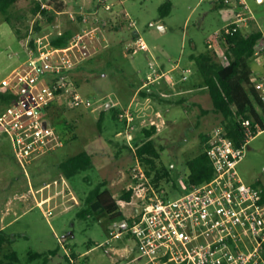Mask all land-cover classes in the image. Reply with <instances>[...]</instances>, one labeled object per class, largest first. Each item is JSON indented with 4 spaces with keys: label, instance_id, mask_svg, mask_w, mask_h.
<instances>
[{
    "label": "rangeland",
    "instance_id": "rangeland-1",
    "mask_svg": "<svg viewBox=\"0 0 264 264\" xmlns=\"http://www.w3.org/2000/svg\"><path fill=\"white\" fill-rule=\"evenodd\" d=\"M40 1L49 9L48 14L34 13L35 0H19L11 7L10 17L18 31L0 10V81L29 56L27 45L32 37H51L68 27L77 32L79 25L72 19L73 14L93 12L103 18H119L126 24L114 31L106 28L107 41H102L101 57L86 63L80 73L76 83L94 103L89 108L70 107L65 112L62 124L73 118L77 122L72 131L62 129V146L24 167L10 137L0 127V229L5 228L12 237L3 251L16 250L21 264H43L44 257L31 259L29 251L49 252L56 248L48 264H113L125 255L131 256L132 248L139 254L137 242L126 234L113 238L110 231L114 223L124 218L111 217L97 199L90 203L89 215L83 216L88 209L86 197L100 182L117 199L133 187V202H139L137 191L141 190H146L148 196L170 199L188 191V160L199 153L201 134H210L222 126V116L213 111L209 92L202 86L203 74L190 55L207 51L208 38L231 20L232 14L219 6V0H170L171 11L164 17L160 6L168 0H108L113 4L111 11L100 0ZM246 1L253 19L243 30H264V0ZM135 31H139L149 50L135 44ZM216 47L219 53L224 50L223 45ZM259 56L254 61L258 71V59H262ZM152 61L160 69L161 63L174 67L167 73L178 82L173 96H162L153 84L144 85L138 95L137 90L152 71ZM149 87L153 92L146 91L151 97L148 100L142 91ZM132 97L136 99L134 105L128 104ZM108 102L119 107L120 114L126 109L134 114L131 128L127 129L132 148L146 139L143 128H151L153 119L159 123L160 129L153 137L161 149V161L170 171V181L164 179L156 187L147 174L146 179L135 175L134 167L139 161L134 150L125 146L129 140L125 134L128 120L120 114L119 119H114L106 107ZM104 109L105 117L99 123ZM119 130L124 133L117 134ZM85 149L93 153L94 165L67 178L60 163ZM238 171L245 182L260 181L264 186V130L249 141ZM119 203L125 218L134 213V203L121 199ZM49 210L52 214H48ZM144 261L145 258L140 263Z\"/></svg>",
    "mask_w": 264,
    "mask_h": 264
},
{
    "label": "built area",
    "instance_id": "built-area-1",
    "mask_svg": "<svg viewBox=\"0 0 264 264\" xmlns=\"http://www.w3.org/2000/svg\"><path fill=\"white\" fill-rule=\"evenodd\" d=\"M224 1L234 6V14L208 38L209 49L220 45L228 34L243 30L253 19L246 0ZM100 3L106 10L113 9L108 0ZM71 16L80 28L67 46H53L48 36L32 37L34 44L27 45L29 56L0 81V91L14 94L11 103L0 111V127L10 137L24 167L64 144L49 115L53 103L85 108L94 103L81 93L72 71L103 48L102 41H107L105 24L113 19L85 11ZM61 32L58 30V34ZM135 44L149 50L139 32ZM260 56L261 70L253 69L250 82L264 104V47ZM150 68L146 86L165 75L154 61ZM120 115L128 120L127 129L131 128L134 114L126 109ZM241 122L245 138L238 145L223 126L211 132L207 141V153L215 168L211 180L189 186L175 199L148 196L141 190L137 191L139 202L127 201L134 203V213L115 222L110 232L113 238L133 236L139 254L132 248L131 256L125 255L113 264H264V186L245 182L238 171L249 141L264 130V116L242 118ZM151 123L160 129L156 120ZM139 163L134 167L135 175L146 179ZM144 258L146 261L140 263Z\"/></svg>",
    "mask_w": 264,
    "mask_h": 264
},
{
    "label": "trees",
    "instance_id": "trees-1",
    "mask_svg": "<svg viewBox=\"0 0 264 264\" xmlns=\"http://www.w3.org/2000/svg\"><path fill=\"white\" fill-rule=\"evenodd\" d=\"M18 1L19 0H0V10L4 14L5 19L12 23L17 31L19 28L12 22L10 10ZM224 5L231 4L221 0L219 6L223 7ZM171 6L172 2L170 0L160 6L161 17L170 13ZM231 6L234 7L233 5ZM33 11L35 14L40 13V11L43 14H48L49 9L43 7L40 0H35ZM49 18L52 19L51 16H49ZM125 24L123 20L118 18L117 20H110L107 22L105 28H107L108 31H114L124 27ZM36 28L37 30L40 29L39 22L36 24ZM79 28L80 25L78 26V29ZM75 32L76 30L72 27L65 28L62 30L61 34L57 33L51 36V44L57 47L67 46ZM135 32L134 35L136 36L139 31ZM31 39L30 43L34 44V39ZM220 45L224 46V50L220 53L216 50L217 47L213 49L208 48L207 51L199 55L191 54L190 57L196 61L199 70L203 74L202 86L209 92L213 104V111L222 116L221 123L226 134L238 145L245 138V131L241 119H261L264 116V104L259 97L258 91L250 82V76L254 69V61L263 51L264 31L262 29H255L246 32L241 29L233 34H228ZM217 54H219L218 58L216 56ZM101 55L102 54L98 52L73 69L72 77L75 81H77L80 73L85 68L86 63L96 60V58L101 57ZM94 56L96 57L94 58ZM142 94L146 95L148 92L143 90ZM13 99V93L9 91H0V111L8 106ZM106 107L112 111L114 119L120 118L119 107L114 106L111 102L109 105H106ZM69 108V106L58 102L53 103L49 107V115L61 136L62 129L64 130L65 128L66 130L72 131L75 128V122H77V119L72 117V122L70 121L65 125L62 124L66 121L63 117ZM105 112V109L101 111L99 123L104 119ZM61 125H63V127H61ZM157 130L158 127L155 124H153L151 128H143L146 139L137 143V146L134 148L129 144H125V146L134 150L136 158L140 164L143 165L151 182L156 187H159L162 180H171V174L168 167L161 161V149L158 147L156 139L153 137V134L157 132ZM210 134H201V149L196 156L188 160L189 186L202 184L211 180L215 175V168L207 153V141ZM77 136V134L73 135V137ZM93 165L94 155L92 152L85 149L69 156L60 163L59 167L67 178H71L78 172L88 169ZM254 184L262 185L260 181H256ZM104 185V182H100L95 189L89 192L86 197L88 209L83 211V216L89 215L91 211L89 205L94 199H97L111 217L125 218L121 210L119 199L131 201L134 188L130 187L124 190L120 198L117 199L110 188H102ZM10 242H12V237L6 234L5 228L0 229V264H21L16 250H11L9 252L3 251L4 246ZM57 251L58 248L50 249L49 252L29 251V257H31V259L40 256L44 257L45 260L43 264H48L49 255Z\"/></svg>",
    "mask_w": 264,
    "mask_h": 264
},
{
    "label": "crops",
    "instance_id": "crops-1",
    "mask_svg": "<svg viewBox=\"0 0 264 264\" xmlns=\"http://www.w3.org/2000/svg\"><path fill=\"white\" fill-rule=\"evenodd\" d=\"M231 5H224L222 8L225 11H230L231 14H232V16H233V14H234V7H232ZM59 12L61 13V12H63V10L62 11H59ZM100 51H102V49ZM161 70H163L165 72L164 77H162V78L158 79L157 81H155L153 83V85L150 84L148 86H151L152 85L153 87H155V89H159V92H160V94L162 96H165V97H169L170 96L171 97V96H173L175 94V90H176L175 82L176 81L173 80L172 77L167 76V73L169 71H174L175 69H174V67H169L167 63H161ZM158 81H161V82L158 84ZM176 83H178V82H176ZM144 85H145V83L141 87H139V89L137 90L138 95H139V92L142 90V87ZM149 90H150V92H153L150 87L146 91H149ZM146 96H147L146 98H148V100L151 98L149 94H147ZM135 101H136V99L134 100V97H132L131 100L128 102V104L134 105L135 104ZM142 103L143 102H141V104ZM145 106L146 105H144V107ZM158 114H161L160 111L158 112ZM125 132H126L125 133L126 136H128V138H129V140L126 141V143H128L130 146H132V142H131V139H130L131 133L127 134V127L125 128ZM122 133H124V131H122V130L117 131V134H122ZM39 203H42V201H39Z\"/></svg>",
    "mask_w": 264,
    "mask_h": 264
}]
</instances>
